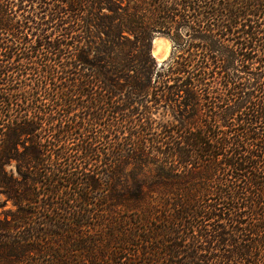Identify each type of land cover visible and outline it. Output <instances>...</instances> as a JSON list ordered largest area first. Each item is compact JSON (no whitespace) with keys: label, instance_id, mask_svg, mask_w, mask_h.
I'll return each mask as SVG.
<instances>
[{"label":"trees","instance_id":"obj_1","mask_svg":"<svg viewBox=\"0 0 264 264\" xmlns=\"http://www.w3.org/2000/svg\"><path fill=\"white\" fill-rule=\"evenodd\" d=\"M0 194V264H264V0H0Z\"/></svg>","mask_w":264,"mask_h":264},{"label":"rangeland","instance_id":"obj_2","mask_svg":"<svg viewBox=\"0 0 264 264\" xmlns=\"http://www.w3.org/2000/svg\"><path fill=\"white\" fill-rule=\"evenodd\" d=\"M151 55L154 58L157 67L161 65L162 63H165L169 59L173 57V54L175 52L174 50V42L170 35L164 33V32H155L151 36ZM92 52V51H91ZM92 55V53L90 54ZM211 88L215 91H222L223 86L219 80L211 81L209 84ZM175 114L172 112L171 109L167 107H159V109L156 111L155 114L152 115V117H155L157 121L162 122H175L176 119L174 118ZM21 150V146L18 148ZM148 168L152 169V165L148 164ZM5 169L7 171L13 172L15 169V163L11 162L8 165L5 166ZM152 171L146 169L145 173L146 175H149ZM15 176L16 173H13ZM152 174V173H151ZM15 209V205L10 200H5V196L0 194V218L4 216V214H8L9 212H12Z\"/></svg>","mask_w":264,"mask_h":264}]
</instances>
